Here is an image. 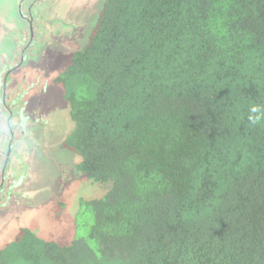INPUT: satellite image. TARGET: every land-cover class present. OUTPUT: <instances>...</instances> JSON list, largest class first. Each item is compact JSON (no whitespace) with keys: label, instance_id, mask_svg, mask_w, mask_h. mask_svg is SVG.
Here are the masks:
<instances>
[{"label":"trees","instance_id":"obj_1","mask_svg":"<svg viewBox=\"0 0 264 264\" xmlns=\"http://www.w3.org/2000/svg\"><path fill=\"white\" fill-rule=\"evenodd\" d=\"M86 41L38 73L108 189L65 243L22 228L0 264H264V0H103Z\"/></svg>","mask_w":264,"mask_h":264},{"label":"rangeland","instance_id":"obj_2","mask_svg":"<svg viewBox=\"0 0 264 264\" xmlns=\"http://www.w3.org/2000/svg\"><path fill=\"white\" fill-rule=\"evenodd\" d=\"M18 1L21 0H0V69L4 62L17 59L21 43L27 37L31 40L33 35L30 54L14 74L25 87L28 81L31 84L39 78L42 83L49 79L50 74L38 73L41 64L48 71L60 72L68 64L69 54L85 46L103 0H40L33 7L36 15L32 23L34 34L31 35L28 23L22 18L25 11L18 12ZM24 73L28 75L24 77ZM60 89L55 83H47L41 107L35 99L26 109L28 114L32 112L29 114L32 120L50 110V124L56 125L57 129L45 133L43 122L32 124L35 126L29 127L30 134L19 142L14 138L12 148L11 141L2 134L6 123L5 113L0 109V182L5 187L8 185L12 177L10 170L13 171L17 163L23 169V174L13 176L19 185L11 189L6 187L8 203L0 206V250L22 228L30 229L40 238L65 243L74 228L73 219L79 202L100 198L108 189V186L95 184L80 174L76 170L78 157L58 143L60 134L71 128ZM53 100L57 103L53 104ZM4 148L9 157L1 155ZM84 218L81 214L76 218L79 224L76 236L85 234L80 225Z\"/></svg>","mask_w":264,"mask_h":264},{"label":"flooded vegetation","instance_id":"obj_3","mask_svg":"<svg viewBox=\"0 0 264 264\" xmlns=\"http://www.w3.org/2000/svg\"><path fill=\"white\" fill-rule=\"evenodd\" d=\"M24 1L25 0L18 1L19 4L17 5V8L19 13L22 10L25 11V16H22V18L26 23H28L29 34L31 35L34 34L32 23L35 20L36 15V11L33 10V7L36 6V4H39L40 0H30L29 2ZM33 39V35L31 37V40L29 37H27L25 41H23V43H21L20 45V48L17 52V59L4 62L0 69V109H2L5 113L4 121L6 123L3 127L4 133L2 134L5 135V139L11 141V148L13 141H15L14 138H16V141L19 142L22 137H27L30 134V132L28 131L29 127L38 125L39 122L44 123L42 127L45 133L57 129L55 128L56 125L50 124V110H45L42 117L33 118L34 120H32V115H29L32 112H29L28 114V110L26 111V109L35 99L38 102V107H41L44 93L47 92V83H52L51 75L49 79L44 80L42 83H40L39 78H37V80L34 83L32 82L31 84H29L30 81H28L27 83V80H25V82L27 83V86L25 87H22V83L17 81L16 77L14 76V74H16V70L20 69L23 66L25 59L27 58V56H29ZM22 75L26 77V75L28 74L24 73ZM33 95L38 97H34ZM55 102L56 101L53 100V104H55ZM64 133L65 132L60 134L61 137L64 136ZM53 141L49 142L48 144L50 145V143H52ZM58 143L60 147L63 148L60 138L58 139ZM6 154L7 152L4 148V150L1 152V155L5 157ZM9 155L10 154H7V157H9ZM19 164L20 163L16 164V168L13 169V171L10 170L12 177L10 178L9 183H7L8 185L6 187H8V189L15 188L19 185L17 182H15V178H13L14 175L23 174V169L19 168ZM6 187L3 185V183L0 182V206L7 204L9 201L8 199L5 200V195L7 194L6 191L8 190L6 189Z\"/></svg>","mask_w":264,"mask_h":264},{"label":"clouds","instance_id":"obj_4","mask_svg":"<svg viewBox=\"0 0 264 264\" xmlns=\"http://www.w3.org/2000/svg\"><path fill=\"white\" fill-rule=\"evenodd\" d=\"M250 111L252 113L256 114V113H262V111H264V110H262L259 106H254L251 108ZM261 118H262L261 115H253V116L249 117V121L251 124L255 125V124L260 122Z\"/></svg>","mask_w":264,"mask_h":264}]
</instances>
